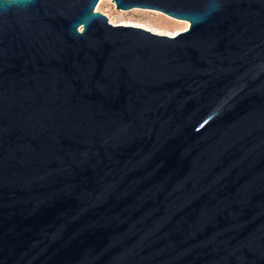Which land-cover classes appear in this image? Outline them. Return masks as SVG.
Listing matches in <instances>:
<instances>
[{
	"label": "water",
	"instance_id": "obj_1",
	"mask_svg": "<svg viewBox=\"0 0 264 264\" xmlns=\"http://www.w3.org/2000/svg\"><path fill=\"white\" fill-rule=\"evenodd\" d=\"M0 0V264H264V0Z\"/></svg>",
	"mask_w": 264,
	"mask_h": 264
},
{
	"label": "rangeland",
	"instance_id": "obj_2",
	"mask_svg": "<svg viewBox=\"0 0 264 264\" xmlns=\"http://www.w3.org/2000/svg\"><path fill=\"white\" fill-rule=\"evenodd\" d=\"M94 10L105 14L111 24L137 26L151 32L169 36L184 30L188 25L185 20L175 19L152 9H116L110 0H97ZM165 17L173 21L166 22L163 19ZM181 26L183 28L180 30L179 27Z\"/></svg>",
	"mask_w": 264,
	"mask_h": 264
},
{
	"label": "bare ground",
	"instance_id": "obj_3",
	"mask_svg": "<svg viewBox=\"0 0 264 264\" xmlns=\"http://www.w3.org/2000/svg\"><path fill=\"white\" fill-rule=\"evenodd\" d=\"M164 19V21H166V22H171V21H173V20H170V19H168V18H163ZM187 27V26H186ZM181 28H183L182 26L181 27H179V29L181 30ZM185 28V27H184Z\"/></svg>",
	"mask_w": 264,
	"mask_h": 264
},
{
	"label": "clouds",
	"instance_id": "obj_4",
	"mask_svg": "<svg viewBox=\"0 0 264 264\" xmlns=\"http://www.w3.org/2000/svg\"><path fill=\"white\" fill-rule=\"evenodd\" d=\"M6 2H7V0H6ZM10 2L15 3L16 0H10ZM28 2H31V0H28Z\"/></svg>",
	"mask_w": 264,
	"mask_h": 264
}]
</instances>
